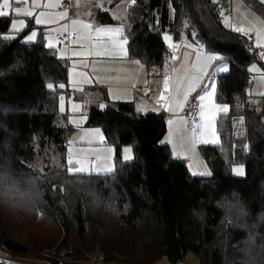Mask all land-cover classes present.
Here are the masks:
<instances>
[{
	"label": "trees",
	"instance_id": "16d2710c",
	"mask_svg": "<svg viewBox=\"0 0 264 264\" xmlns=\"http://www.w3.org/2000/svg\"><path fill=\"white\" fill-rule=\"evenodd\" d=\"M244 2L264 16L260 1ZM217 10L213 0H132L126 13L127 55L147 68L165 63L166 31L228 62L216 77V101L228 107L216 120L219 141L198 145L207 176L191 174L162 142L164 112H136L98 88L105 105H88L86 125L114 143L115 169L72 172L65 156L72 129L58 110L66 63L41 40L24 42L23 32L10 31L11 16H0V37H15L0 39V251L45 264H90L94 252L106 263L166 256L174 264L192 252L198 264H264V96L258 109L249 104L246 67L254 53L221 25ZM96 19L115 23L107 12ZM235 117L242 118L238 135ZM122 145L132 146L129 162H120ZM241 166L242 176L233 171ZM23 190L37 198L26 237L19 234L26 218L17 215L19 203L28 213ZM37 221L51 229H32Z\"/></svg>",
	"mask_w": 264,
	"mask_h": 264
},
{
	"label": "rangeland",
	"instance_id": "374dc122",
	"mask_svg": "<svg viewBox=\"0 0 264 264\" xmlns=\"http://www.w3.org/2000/svg\"><path fill=\"white\" fill-rule=\"evenodd\" d=\"M89 1L90 0H36L39 7L33 8L31 7V0H28V3L24 4L13 3L10 9H5V11H12L16 7L33 11V17H25L23 15L17 16L13 11L10 26L13 20H24L27 26L19 31L24 33L22 37L23 41L33 43L37 40H41L45 47L52 50L56 56L62 61H65L67 65V83L65 90L61 92L59 96V98L64 97V111L60 110L61 101L60 99L58 100V110L65 115V119H63L64 123L72 129L66 142L65 156L67 163L70 164V160L73 162L80 161L81 163L77 166L85 168L83 173L105 174L110 173L105 171V169L112 168V171L115 169L114 143L106 139L100 127L86 125L88 110L86 111L84 104L77 99V94L85 87L95 85V83H105L106 81L124 83L126 80H129L128 77L131 74L133 78L137 72L130 66L123 70L120 65H116L119 59L112 57L110 53L106 54L104 52L106 46H120L121 40L118 37L123 34L121 26L104 27L98 25L95 18L85 14L71 15L74 17L70 16V7L71 9L78 10ZM258 1L261 2V0ZM213 2L217 3L221 9L219 14H217V19L220 21L221 25L245 37L251 45L254 58L250 60L246 67L250 82L247 100L252 107L258 109L260 107L261 98L264 96V56H262V53H264V46L257 47V44L264 45V16L256 12L250 5L246 4L244 0H213ZM0 3H2V0H0ZM131 4L132 0H120L116 6V10H114L115 7L112 8V10L110 9L113 13L112 16L125 28H128L130 25L126 11ZM106 5L107 0L97 1V6H99L100 9L109 12ZM40 13L44 15L39 16ZM64 13H67V15H63ZM62 15L63 18H61ZM36 17L45 20L46 23L36 24ZM73 21L77 23L74 24ZM85 24L89 25V27L85 28ZM17 26L20 27L19 24ZM186 26L187 23L183 22L180 27L181 33L183 34L182 36H184L183 32ZM238 27L244 29V31H236L235 29ZM96 28H119L121 31L118 33L96 32ZM67 29L75 35L71 46L68 48L57 39V36L62 35ZM32 31H36L35 39L26 41L25 37L30 35ZM246 32L247 34H245ZM166 35L170 37L169 40L165 39ZM162 39L168 49V56L165 63L161 67H151L154 74L153 77L149 76L146 71L142 72L141 75L138 73L136 76L135 82L138 83L139 81L141 85V90L138 91L146 93V97H149L150 100L157 103L147 108L145 112L164 111L167 116V133L164 136V141L172 143L173 149H175L174 152L178 150V153H181V156L176 157L186 161L191 174L209 173L210 170L199 153L198 144H215L219 141V136L216 131V120L219 113L226 112L228 107L225 111H219V107L225 106V104H219L216 101V77L221 73H226V71H228V66L224 62H220V60L219 63L217 60L207 61L205 59L206 55L212 54L221 56V54L215 51L203 50L201 47V60L197 62L195 48L197 44H192L185 39L183 41L175 40L174 36L168 31L162 34ZM125 41V46H127L126 36ZM49 43L52 44V47H48ZM188 44H192L194 47H187ZM97 52L105 54L96 55ZM111 53H116V51ZM186 54L187 58H185ZM91 56L93 57L92 59ZM173 56H175L176 59H172ZM216 63L218 65H216ZM204 65H207V67L201 72L200 69ZM253 65H255L256 70L250 71L249 69H251ZM222 68H226L227 70H220ZM209 73H212L213 79L209 83H207V81L206 84H213L214 92L210 100L205 99L204 101H200L198 99L200 95H206L208 92L212 91V89L206 87V84L204 85V79ZM165 75L169 77V88L167 91L164 89ZM194 77L198 78L194 79ZM192 88L195 90H191ZM161 92L165 93V99L160 100L158 103L157 98L161 95ZM87 93L89 92L85 91L80 94L82 97L84 96L86 98L88 103L97 101L98 103H93V105L98 108L103 107L101 106L103 104V98L100 94L95 97ZM185 93H187L186 99ZM192 100L198 102V114L194 125L189 127L186 123V111ZM201 104L204 106L203 117L199 115L201 112ZM212 105L218 107L212 108ZM134 109L136 112H141L136 108ZM181 111L182 115L180 116L177 113ZM168 113H170V115ZM209 119H211V124L205 127ZM169 121H171V123H169ZM240 122H242V118L235 117L233 125L236 135L240 133ZM184 140H186V144H179L183 143ZM124 148L132 149V146H121L120 162H129L132 159L125 161L122 158L124 155L122 150ZM131 155L132 157L134 156L133 149ZM71 171L75 173L78 172ZM22 196L21 202L23 206L28 209V213L26 214L19 203V210L21 212L17 211V215L24 216L27 220L22 219L21 221H23L24 224L22 227H19V234L26 237V231H24V229L27 230V228L33 227V221H36L34 220V213L30 208L37 202V198L33 195L32 191L28 190H23ZM14 210L16 209L13 208L12 211ZM41 225L46 226L45 223L38 222L35 228L32 229H41ZM49 227V225L46 226V229L50 230L51 228ZM8 257L7 254L0 251V259L8 260ZM90 257L92 263H95L97 259L96 262L98 264H125L122 262H103L99 259L100 255L97 252L91 254ZM13 261L15 264H45L27 259H15ZM179 261L180 263L178 262L177 264H198V257L192 252H187ZM0 264L8 263L1 261ZM152 264L172 263L168 261L166 256H160L156 258Z\"/></svg>",
	"mask_w": 264,
	"mask_h": 264
},
{
	"label": "crops",
	"instance_id": "0c3cea01",
	"mask_svg": "<svg viewBox=\"0 0 264 264\" xmlns=\"http://www.w3.org/2000/svg\"><path fill=\"white\" fill-rule=\"evenodd\" d=\"M97 1L98 0H90L86 4L82 5L80 7V9L77 8L78 10L71 9V7H70V9H69L70 10V16L71 15H75V14H85V15H88V16L93 17V18L96 19V15H97L98 11L107 12L110 15V17L114 20L115 23H113V24H103V23H100L96 19L98 25H101V26H104V27H110V26L119 25L123 29V34L120 35L121 37L117 36L121 40L120 46H115V45L106 46L105 49H104V52L106 54L110 53L112 57H114L116 59H119V62H117L116 65L117 64L120 65L123 70L130 66L137 73L133 76V78H132V74H131L128 77L129 80H126L124 83H116V82H109V81H106L105 83H99V84L95 83V85H92V86H89V87H85L81 92H85L86 89H90V90H88L89 93H87V94L90 95V96H95L96 97L97 95H99L96 92V91H98V90H96V88H98L100 91L104 90L106 92V95L109 98L108 99L109 101L111 100V102H115V101L131 102L134 108L138 109L139 111H141L143 113H146L145 111H146L147 108H149L150 106H154L157 103L155 101L150 100L149 97H146V95H147L146 93H142L141 91H138V90H141V85H140L139 81H138V83L135 82L136 81V76L138 75V73L141 75V73L145 72V71L151 77H153L154 74H153L151 68H147L144 65V63H142L139 59L134 58V57H130V56L127 55V46H125V36H126V29L127 28L122 26L117 21V19L112 16V14H113L112 11H110V9L112 10V8H114V7H115L114 10H116V6H117L118 2H120V0H107L106 7L109 9V12L106 11V10L100 9V7L97 6ZM124 13H122V14H124ZM126 13H127V11H126ZM71 17H74V16H71ZM67 31H69V30L67 29L66 32ZM63 33H65V31ZM74 38H75V35H74ZM74 38L68 44H66V43L60 41L58 39V36H57V39L60 41V43L64 44L67 48L71 46V43L74 40ZM201 49H202V47H201ZM113 51H116V53H111ZM125 53H126V55H125ZM92 58L93 57L91 56V59ZM136 61H139V63H136ZM221 61H222V63L224 62L228 66V62L226 60H220V62ZM218 63H219V61H218ZM216 65H218V64L216 63ZM209 82H207V83H209ZM66 83H67V79H66ZM66 83H65L64 86H66ZM80 93L77 94V99L79 101H81V103L84 104V106L86 107V111H87L88 107L93 105V103H96L97 101H95L93 103H88L86 98L84 96L82 97V95ZM104 105H105V101L103 100V104L101 106H104ZM152 112H159V111H152ZM161 112H164V111H161ZM220 113H222V112H220ZM168 114L170 115V113H168ZM171 114H173V113H171ZM177 114L181 116L182 115V111L177 113ZM197 114H198V112H197ZM165 115H166V113H165ZM196 120H197V118H196ZM166 123H167V116H166ZM166 133H167V130H166ZM164 136L162 138V142L164 144H167L169 147L171 146L170 149H171L172 155L174 157L181 156V153H178V150H176L174 152L175 149H173L172 143H170L168 141L170 143V145H169V143L167 141H164ZM179 144H181V145L186 144V140H184L183 143H179ZM199 144H211V143H199Z\"/></svg>",
	"mask_w": 264,
	"mask_h": 264
},
{
	"label": "snow or ice",
	"instance_id": "6c2138e0",
	"mask_svg": "<svg viewBox=\"0 0 264 264\" xmlns=\"http://www.w3.org/2000/svg\"><path fill=\"white\" fill-rule=\"evenodd\" d=\"M24 4V3H28V0H2V3H0V16H11L12 15V12L14 11V13L19 16V15H23L25 17H33L34 16V12L33 11H30V10H23L21 9L20 7H16L14 10L12 11H5V9H10L11 7V4ZM261 3L264 4V0H261ZM31 7L33 8H36V7H39V5L36 3V0H31ZM44 14L43 13H40L39 16H43ZM63 15H67V13H64ZM63 15L61 16V18H63ZM35 23L36 24H43V23H46L45 20L39 18V17H36L35 18ZM73 23H77L76 21H73ZM20 25V27H18L17 25ZM27 25L25 24V21L24 20H13L12 23H11V26H10V31L11 32H19L21 31V29L23 27H26ZM85 28L89 27V25L85 24L84 25ZM236 31L240 32V31H244V29L242 28H236L235 29ZM96 32H120L121 30L119 28L117 29H101V28H96L95 29ZM247 34V32L245 33ZM195 35V34H193ZM36 37V31H32L30 35H27L25 37V40L26 41H32L34 40ZM15 37L14 36H11V35H4L2 37H0V39H5V40H9V39H14ZM165 39L166 40H169L170 37H168L167 35L165 36ZM126 43V41H125ZM171 46V45H170ZM261 46H264V45H260V44H257V47H261ZM48 47H52V44L49 43ZM187 47H194L192 44H188ZM200 45H195V48H196V61L199 62L201 60V55H200ZM105 53H102V52H97L96 55H104ZM126 55V53H125ZM262 56H264V53H262ZM185 58H187V54L185 56ZM172 59H176L175 56L172 57ZM205 59L207 61H213V60H222L223 57L221 56H217V55H212V54H208L206 55ZM136 63H139V61H136ZM195 66V65H194ZM207 67V65H204L203 67H201L200 71L203 72L205 70V68ZM220 70H223V71H226L227 69L226 68H222ZM250 71H255L256 68H255V65H253V67L251 69H249ZM198 77H194V79H196ZM47 87L49 89H52L53 88V85L52 84H48ZM60 88H64L65 86L63 84H60L59 85ZM206 87L212 89L211 92H208L206 95H200L198 97V99L200 101H204L205 99H211L212 97V94L214 92V85L213 84H209L207 85ZM169 88V77L167 75H165V78H164V89L165 91H167ZM191 90H195L194 88H192ZM187 97V93H185V99ZM170 98V97H169ZM60 101H61V106H60V110L61 111H64V108H63V100H64V97H60L59 98ZM165 99V93L164 92H161V95L157 98V102L159 103L160 100H164ZM203 104H201V112L199 113V115L201 117L204 116V111H203ZM218 106L216 105H212V108H216ZM227 109V106H222V107H219V111H225ZM211 111V109H210ZM169 123H171V121H169ZM211 124V119L208 120L207 122V125H205V127H207L208 125ZM123 153L124 155L122 156L123 160L127 161V160H131L133 159L132 155H131V152H132V149L131 148H124L123 150ZM70 164H76V165H79L81 162L80 161H76V162H73V161H69ZM70 170H73V171H78V172H83L85 171V168L82 167V166H75L73 168H71ZM113 169L112 168H107L105 169V171H108V172H111ZM233 171L237 174V175H244V171H243V167H237V168H234ZM211 173H194V175H210Z\"/></svg>",
	"mask_w": 264,
	"mask_h": 264
},
{
	"label": "built area",
	"instance_id": "2783aa9c",
	"mask_svg": "<svg viewBox=\"0 0 264 264\" xmlns=\"http://www.w3.org/2000/svg\"><path fill=\"white\" fill-rule=\"evenodd\" d=\"M219 12L220 11L217 10L218 14H219ZM73 38H74V34L70 31H67V32L63 33L62 35L58 36V39L64 43H66V44H68ZM212 79H213L212 73H209L206 76V78L204 79V85L206 84L207 81L209 82ZM197 112H198V102L196 100H192L191 103L188 105V108L186 111V123L189 127H192L193 124L195 123L196 118H197ZM99 259L102 260L103 259L102 256H100ZM8 260H15V259L8 257ZM16 260H18V259H16ZM96 260H95V263L91 262L90 264H98V263H96ZM1 261L2 260L0 259V262ZM178 262L180 263V261H177L174 264H177Z\"/></svg>",
	"mask_w": 264,
	"mask_h": 264
},
{
	"label": "water",
	"instance_id": "95a60500",
	"mask_svg": "<svg viewBox=\"0 0 264 264\" xmlns=\"http://www.w3.org/2000/svg\"><path fill=\"white\" fill-rule=\"evenodd\" d=\"M75 166H77L76 164H68V167L69 168H73V167H75ZM2 260V262H4V263H8V264H15V262L13 261V260H5V259H1Z\"/></svg>",
	"mask_w": 264,
	"mask_h": 264
}]
</instances>
